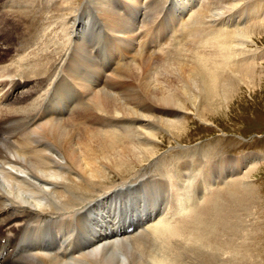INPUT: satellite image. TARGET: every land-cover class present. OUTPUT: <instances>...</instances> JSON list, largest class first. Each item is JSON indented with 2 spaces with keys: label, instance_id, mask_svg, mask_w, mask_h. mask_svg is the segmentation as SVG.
Instances as JSON below:
<instances>
[{
  "label": "bare ground",
  "instance_id": "obj_1",
  "mask_svg": "<svg viewBox=\"0 0 264 264\" xmlns=\"http://www.w3.org/2000/svg\"><path fill=\"white\" fill-rule=\"evenodd\" d=\"M83 1L58 6L49 24L65 42L48 52L50 39L20 45L3 34L2 10L53 13L58 0H0L1 264H233L252 224L238 211L249 188L242 169L260 157L216 159L200 145L161 151L165 135L189 141L186 113L211 124L210 107L230 106L233 80L251 79L239 69L258 65L264 0ZM91 15L131 49L95 86L81 74L95 69L99 38L84 55L78 33ZM23 48L33 52L15 58ZM70 78L90 94L71 114L54 97ZM217 188L225 195L204 215Z\"/></svg>",
  "mask_w": 264,
  "mask_h": 264
},
{
  "label": "rangeland",
  "instance_id": "obj_2",
  "mask_svg": "<svg viewBox=\"0 0 264 264\" xmlns=\"http://www.w3.org/2000/svg\"><path fill=\"white\" fill-rule=\"evenodd\" d=\"M107 1L109 2L110 0ZM83 2L84 1L82 0V3ZM62 3L63 0H58L57 6L54 7V10H52L53 13H47V11L45 12L44 9L42 11L35 12L24 4L21 7L18 6L13 9L5 8L2 10L5 15L4 20L6 19L5 24L2 26L3 29L5 28L3 34L7 35V33L13 32L11 37L13 39L19 40L20 45L29 44L31 40L34 41L37 37L42 38V40L50 39L52 43L49 44L51 46L47 49V51L50 52L54 50L55 48L53 47H56L54 46L56 43L61 44L65 42V38L62 37L63 33L60 27L59 29L57 28L56 30H51L57 22L54 24H49L54 20L55 17L60 15L58 14L60 11H57V9L61 7ZM118 5L121 6L120 4ZM169 13L170 11L166 15ZM164 14L165 13L163 12L162 14H159V16H163ZM54 21L58 20L56 19ZM81 21L83 20L81 19L80 23ZM256 22L258 21L254 20V23ZM6 26L8 28H6ZM106 27L109 29L108 26ZM46 31H48V33ZM258 33L259 36L263 37V40L258 43L260 47L259 53L257 54L259 57V59H257L258 65H256L257 67L255 69L250 67V65L239 69L240 72L242 71L245 72L246 75L248 74L251 79H246L245 82L247 84L244 85V82H238V80L233 78V84L231 85V87L233 86V89L229 92V98L232 99V102L229 103L230 106H222V104L218 102L217 106L210 107L211 113L209 117L212 121L211 124L210 121L204 123L193 114L186 113V120L192 122L190 130H188L189 134L186 136V138H184L189 141L186 143H180L165 135L169 142H166L162 148V153L167 154L169 153L170 149H173V147H177L178 145H200V147L203 148V151L210 150L213 153L215 152L216 154L214 153V157L216 159L221 157L227 158V156H233L237 158L249 154H252L253 156H259L261 158V155L258 154L264 155V29H260ZM94 38L95 39H93V41H96V37ZM3 43L4 42L2 41L0 46H4ZM44 43H46V41L40 42L39 45L41 47L44 46V50H46L47 45ZM39 45H34L32 48L34 49L35 47H38L35 49V51H37H34L36 56L38 55V52H40V55H42V51L40 50L41 47ZM24 49L25 48L19 49V51H21L15 55V58L21 56L23 51L24 54H26L28 50L29 52H33L31 49H28L27 51ZM83 49H89V44H85ZM130 50L131 49H129V51ZM11 51V55L8 56V58H11V56L14 55L13 49ZM24 54L22 56H24ZM56 56L58 55H55L54 58H56ZM130 59L131 58L128 60ZM55 62L56 61L51 62L49 66L54 67ZM188 142L191 143L188 144ZM260 158L256 159L254 163H250L242 169V173H249V188L246 190V192H244L245 194L243 193L241 195V204L244 205L245 210L246 208L248 209L245 211L242 206L240 209L241 211H238L240 213L243 211L241 214H247V220L252 224H250L248 229L249 232L247 233L248 235L246 237V242L243 249L244 253L240 257H237L233 264H264V157L261 160ZM232 168V171L235 174L237 173L234 179L241 178L239 176L242 174L237 172V165L232 166ZM236 181L238 180H235L234 185L238 187ZM214 186L216 187V185ZM215 191V195L209 194L206 200L202 202L201 210H204V215L208 213V210L216 200V195H218V193H220L218 197L221 196L220 198L222 199L225 195V192L222 190L217 192L218 188ZM236 212L237 209H235V213ZM233 224H236L234 218ZM233 227L232 231L234 230ZM230 236L233 237V235Z\"/></svg>",
  "mask_w": 264,
  "mask_h": 264
}]
</instances>
